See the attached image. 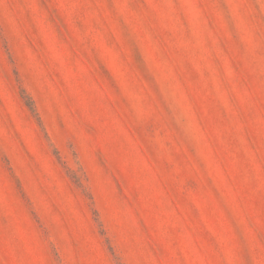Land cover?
<instances>
[{
  "label": "rangeland",
  "instance_id": "374dc122",
  "mask_svg": "<svg viewBox=\"0 0 264 264\" xmlns=\"http://www.w3.org/2000/svg\"><path fill=\"white\" fill-rule=\"evenodd\" d=\"M0 264H264V0H0Z\"/></svg>",
  "mask_w": 264,
  "mask_h": 264
}]
</instances>
